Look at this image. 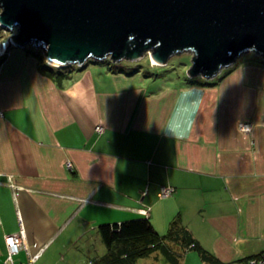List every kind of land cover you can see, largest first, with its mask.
<instances>
[{
    "label": "crops",
    "instance_id": "1",
    "mask_svg": "<svg viewBox=\"0 0 264 264\" xmlns=\"http://www.w3.org/2000/svg\"><path fill=\"white\" fill-rule=\"evenodd\" d=\"M48 68L26 49L0 65V264L21 231L16 264H96L108 253L99 228L140 219L161 236L177 221L222 264L264 255V59L210 85L112 63L59 83ZM188 87L199 107L176 139L163 129ZM162 187L176 193L161 200ZM136 264L170 263L156 253ZM181 264L208 263L189 251Z\"/></svg>",
    "mask_w": 264,
    "mask_h": 264
},
{
    "label": "water",
    "instance_id": "2",
    "mask_svg": "<svg viewBox=\"0 0 264 264\" xmlns=\"http://www.w3.org/2000/svg\"><path fill=\"white\" fill-rule=\"evenodd\" d=\"M0 28L57 69L191 52L189 78L212 81L245 53L264 59V0H0Z\"/></svg>",
    "mask_w": 264,
    "mask_h": 264
},
{
    "label": "trees",
    "instance_id": "3",
    "mask_svg": "<svg viewBox=\"0 0 264 264\" xmlns=\"http://www.w3.org/2000/svg\"><path fill=\"white\" fill-rule=\"evenodd\" d=\"M32 49L26 50L40 61L44 59L41 51ZM4 60L5 58L0 59V65ZM116 67L117 65H114V68ZM55 69L50 74L57 82L61 83L63 77L67 76L73 68ZM118 71L122 73L123 70L119 68ZM231 71L232 69L223 77H219V81L228 76ZM123 72L125 73V71ZM130 73L139 72L136 70ZM188 82L191 85L212 84V82L200 78H188ZM99 232L108 253L96 264H136L139 259L148 258L156 253L163 255L170 264H181V258L189 251H197L205 263L222 264L215 256L203 251L191 233L185 227L180 226L177 221L173 222L172 228L166 236H161L148 219L129 221L121 225H104L99 228ZM175 246L180 247L181 250H177Z\"/></svg>",
    "mask_w": 264,
    "mask_h": 264
},
{
    "label": "rangeland",
    "instance_id": "4",
    "mask_svg": "<svg viewBox=\"0 0 264 264\" xmlns=\"http://www.w3.org/2000/svg\"><path fill=\"white\" fill-rule=\"evenodd\" d=\"M16 34V31L10 32L0 28V50L4 49L3 54H0V59L6 58L7 55L14 49H8L9 41ZM7 47V48H6ZM32 46H28L26 49L33 50ZM35 49V48H34ZM6 52V53H5ZM5 53V54H4ZM41 54H43L41 52ZM3 55V56H2ZM193 54L191 52L180 53L172 57L166 66H157L153 63L151 53H146L141 60L137 62H121L118 65L122 68L128 69L130 72L138 71L141 76L150 75V78L159 79L158 81H163L165 78L168 82H181L186 76L192 65ZM259 58L254 53H245L237 60L236 63H241L244 60ZM263 59V58H262ZM89 66V65H88ZM234 67V66H233ZM75 70L83 71L85 68L72 67ZM55 69V68H54ZM231 68L224 70L221 73V77L224 76ZM170 79V80H169ZM201 79V78H200ZM186 80V79H185Z\"/></svg>",
    "mask_w": 264,
    "mask_h": 264
},
{
    "label": "clouds",
    "instance_id": "5",
    "mask_svg": "<svg viewBox=\"0 0 264 264\" xmlns=\"http://www.w3.org/2000/svg\"><path fill=\"white\" fill-rule=\"evenodd\" d=\"M55 68L54 66H49ZM199 107L198 91L194 87H188L181 90L177 108L163 131L176 139H183L191 130L192 125L195 123V116ZM179 113V115L177 114Z\"/></svg>",
    "mask_w": 264,
    "mask_h": 264
},
{
    "label": "built area",
    "instance_id": "6",
    "mask_svg": "<svg viewBox=\"0 0 264 264\" xmlns=\"http://www.w3.org/2000/svg\"><path fill=\"white\" fill-rule=\"evenodd\" d=\"M241 129L243 131H247L250 129L249 125H242ZM99 133L104 131L103 128H97ZM176 190L172 187H162L160 190V198L161 200H166L174 196ZM24 245V233L21 231L18 234H14L11 236L6 237V246L8 250V257L5 264H16L15 263V256L21 251ZM39 256H34L31 258V263L33 264L37 261ZM248 264H264V255L261 258L251 260Z\"/></svg>",
    "mask_w": 264,
    "mask_h": 264
},
{
    "label": "bare ground",
    "instance_id": "7",
    "mask_svg": "<svg viewBox=\"0 0 264 264\" xmlns=\"http://www.w3.org/2000/svg\"><path fill=\"white\" fill-rule=\"evenodd\" d=\"M7 48V47H6ZM3 52H4V49H2V50H0V54H3ZM6 53V52H5ZM4 53V54H5ZM3 56V55H2Z\"/></svg>",
    "mask_w": 264,
    "mask_h": 264
}]
</instances>
